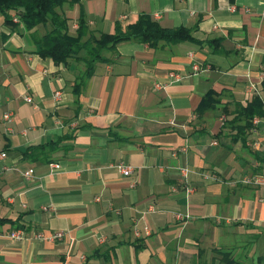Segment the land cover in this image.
I'll return each mask as SVG.
<instances>
[{
    "label": "crops",
    "instance_id": "1",
    "mask_svg": "<svg viewBox=\"0 0 264 264\" xmlns=\"http://www.w3.org/2000/svg\"><path fill=\"white\" fill-rule=\"evenodd\" d=\"M56 12L70 35L81 17L99 37L146 15L163 29L190 30L197 43L118 45L76 104L82 55L63 65L42 60L33 41L47 28L13 30L0 15V219L8 221L0 264H224L222 253L256 263L264 187L228 182L263 173L264 124L245 140L225 124L252 98L264 102V0H66ZM193 62L209 70L194 75ZM211 92L217 107L199 115ZM44 145L45 156L23 154ZM179 168L189 171L186 183ZM212 174L217 182L203 177ZM16 229L24 239L9 237ZM39 232L64 236L42 241Z\"/></svg>",
    "mask_w": 264,
    "mask_h": 264
},
{
    "label": "trees",
    "instance_id": "2",
    "mask_svg": "<svg viewBox=\"0 0 264 264\" xmlns=\"http://www.w3.org/2000/svg\"><path fill=\"white\" fill-rule=\"evenodd\" d=\"M66 4V0H0V15L4 19V26L18 30L22 28L26 33L34 32L37 27L47 28L46 32L34 39V54L42 60H50L55 65L66 64L82 54L81 61L85 71L79 81L73 86V95L78 104V98L85 82L94 75L95 68L100 64H107L106 55L113 53L122 43H139L155 48L159 44L168 46L183 43H197L191 31L185 28L163 29L149 16L141 15L137 20L126 27L116 24L112 35L102 34L94 37L90 34L86 22L81 17L74 35L69 34L68 22L56 12ZM10 13L13 15L10 16ZM214 93L207 94L197 110L200 115L215 109L218 105L213 99ZM224 113H228L225 111ZM231 115V114H229ZM264 118V102L259 98H252L245 106H239L225 126L236 131V139L245 140L251 128L252 119ZM62 139L48 145L51 151L55 150ZM44 146H32L24 152V156L36 153L42 154ZM50 162V160H47ZM0 219V225L7 223ZM224 264H242L230 256L222 253ZM255 264H264V256L257 257Z\"/></svg>",
    "mask_w": 264,
    "mask_h": 264
},
{
    "label": "built area",
    "instance_id": "3",
    "mask_svg": "<svg viewBox=\"0 0 264 264\" xmlns=\"http://www.w3.org/2000/svg\"><path fill=\"white\" fill-rule=\"evenodd\" d=\"M208 70H209L208 67H203L202 65L198 64L197 62L192 63L191 71L193 72L194 75L206 72ZM169 79L170 80L173 79L176 82H178L180 80V77L177 75H174V74H170ZM155 88L157 90L161 89V87L159 85L155 86ZM249 91H254V90H253V88H250ZM53 99L56 103L60 102L61 94L56 93L54 95ZM25 102L27 104L32 103L31 99H29V98L25 99ZM194 118L195 117H193V119ZM3 119L6 122H10L12 119V113H5L3 115ZM220 120H221V122H224L225 118L222 117ZM261 123L264 124V118H258V117L253 118L252 122H251L250 132L252 134H257L259 132V125ZM212 144H217V143L215 141H213ZM4 159H6V154L4 152H0V161H3ZM114 166H115L116 170L118 171V173H120L121 175H123L125 177L130 176L133 172V168L131 166L125 165L123 163H117ZM51 167L53 169L59 168L58 165H51ZM1 170L2 171H8L10 169L6 166H2ZM178 171H179L182 179L186 183V177H187L188 172H189L188 169L179 168ZM21 175L26 179H30L33 174H32V171L29 170V171L22 172ZM203 177L209 181H212V182H217L219 180L217 178V176L214 174L209 175V176L204 175ZM228 184L232 187L233 186L236 187L238 185L245 186V187H264V171L261 174L246 175V176L241 177L240 179H234L233 181H229ZM185 191H186V193H190L192 190H190V188H186ZM44 210L46 211L47 208H44ZM133 233H134L135 237L140 236V231L137 228H134ZM144 233L146 235H149V229L144 228ZM63 236L64 235L62 232H52L49 234H44V233L39 232V233L35 234L34 238L37 240H42V241H60V240H62ZM9 237L12 239H24L25 238V232L21 229H16L9 234Z\"/></svg>",
    "mask_w": 264,
    "mask_h": 264
},
{
    "label": "rangeland",
    "instance_id": "4",
    "mask_svg": "<svg viewBox=\"0 0 264 264\" xmlns=\"http://www.w3.org/2000/svg\"><path fill=\"white\" fill-rule=\"evenodd\" d=\"M38 28H40L41 30H44L43 29V27H37V29ZM36 29V30H37ZM82 56H83V54H82ZM263 194H264V192H263ZM241 239H243V237H241ZM231 242L232 243H236L237 244V242H238V238L237 237H235L233 240H231ZM243 242L241 241V244H242ZM254 251H255V249H254ZM247 252V251H246ZM246 252H245V254H246ZM238 256L239 257H237V260L238 259H240V256L242 257L243 256V254H242V252L241 251H239L238 252ZM259 254H264V251H263V249H257V251H256V256H258ZM242 259H244L243 257H242ZM246 260H244V261H241L242 263H245V264H255V257L253 256V255H250V256H248V257H246L245 258Z\"/></svg>",
    "mask_w": 264,
    "mask_h": 264
}]
</instances>
